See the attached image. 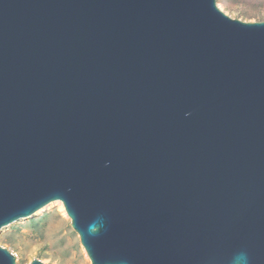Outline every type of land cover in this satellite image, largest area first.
<instances>
[{"label": "water", "instance_id": "obj_1", "mask_svg": "<svg viewBox=\"0 0 264 264\" xmlns=\"http://www.w3.org/2000/svg\"><path fill=\"white\" fill-rule=\"evenodd\" d=\"M58 201L92 264H264V22L0 0V232Z\"/></svg>", "mask_w": 264, "mask_h": 264}, {"label": "rangeland", "instance_id": "obj_2", "mask_svg": "<svg viewBox=\"0 0 264 264\" xmlns=\"http://www.w3.org/2000/svg\"><path fill=\"white\" fill-rule=\"evenodd\" d=\"M217 4L233 19L264 22V0H217ZM0 246L16 256L17 264L34 260L44 264H92L60 201L4 227Z\"/></svg>", "mask_w": 264, "mask_h": 264}]
</instances>
